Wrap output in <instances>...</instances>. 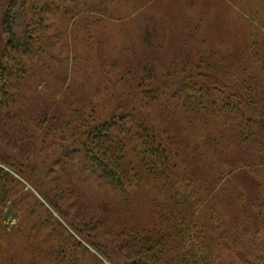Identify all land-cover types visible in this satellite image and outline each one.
Wrapping results in <instances>:
<instances>
[{
  "label": "trees",
  "instance_id": "16d2710c",
  "mask_svg": "<svg viewBox=\"0 0 264 264\" xmlns=\"http://www.w3.org/2000/svg\"><path fill=\"white\" fill-rule=\"evenodd\" d=\"M18 1L9 3L2 20L6 43L0 60V97L12 105L0 100V110L17 107L20 87L37 79L32 70L36 63L47 73L48 63H64L54 56L69 60L72 67L65 72V83H71L82 71L83 56L101 58L98 29L103 17H99V8L77 3L71 8L68 4L73 0H41L36 7L33 3L38 0H25L29 5L22 7L25 24L22 39H18L14 31ZM252 55L253 60L260 57L256 52ZM138 68L118 69L113 78L104 64L95 63L92 75L101 86L93 91L101 96L111 92L113 103L115 94L120 95L118 89L128 93L133 98V106L126 107L129 112L136 101L140 107L151 102L155 111L147 119L159 121L158 129L151 134L141 118L134 121L131 114H111L88 120L81 144V162L102 182L96 183L95 198L100 218L91 222L113 240L112 255L125 264H264V98L252 96L249 84H232L230 80L209 86L190 83L179 87L176 95V90L164 87L151 98L154 94L147 96L145 90L151 86L143 85L144 70L138 73ZM52 109L46 107L40 116L46 117ZM40 116L36 119L39 130ZM222 123L227 124L223 132L219 129ZM220 136L225 137L223 151L216 147ZM186 164L192 171L180 176L177 185L181 191L168 192L167 200L159 203L158 186L170 187L172 176L185 172L181 166ZM241 172H248L255 182L251 208L256 226L243 192L235 185L234 178ZM15 186L0 168V205L15 195ZM39 193L60 214L48 196ZM139 194L151 217L144 224L136 219L135 196ZM79 201L83 199L74 197L71 207ZM44 214L48 216V212ZM68 225L76 228L69 220ZM30 228V239L21 247L28 251L29 261L35 257L40 264H77L63 252L67 249L63 239L54 240L44 233L43 223L35 222ZM39 244L48 248L39 250ZM48 249L56 253L48 256ZM104 256L108 258L107 253Z\"/></svg>",
  "mask_w": 264,
  "mask_h": 264
},
{
  "label": "rangeland",
  "instance_id": "374dc122",
  "mask_svg": "<svg viewBox=\"0 0 264 264\" xmlns=\"http://www.w3.org/2000/svg\"><path fill=\"white\" fill-rule=\"evenodd\" d=\"M11 1L0 0V60L6 43L2 20ZM40 1L33 5L38 7ZM76 3L100 9L99 17H103L98 29L101 58L83 56L82 71L71 83H65V72L69 73L72 67L69 60L54 56L59 63L64 59V63H48L47 73L36 63L32 70L37 79L20 87L17 107L0 110V168L16 184L15 195L0 205V264H40L39 258L29 261L28 251L21 248L30 239L27 236L35 222L43 223L44 233L54 240L63 239L67 248L63 252L71 260L76 259L77 264H125L109 250L113 240L91 222L92 218H100L95 198L96 183L99 186L102 182L80 160L84 128L88 120L111 114H131L134 121L141 118L151 134L161 123L147 119L155 111L150 107L151 102L146 101V106L140 107L136 101L129 112L126 107L133 106V98L128 93L118 89L120 95L115 94V104L110 101L111 92L104 96L95 93L93 90L101 86L100 80L93 76L95 63L104 64L113 78L118 69L138 66V73L144 70L143 85L151 86L145 88L147 96L154 94L151 98L164 87L176 90L173 93L176 95L179 87H189L190 83L209 86L229 80L232 84H249L252 96L264 98V0H73L68 6L73 8ZM17 4L14 31L22 39L25 24L22 7L29 2L19 0ZM252 52L260 56L258 60H253ZM0 100L12 105L4 97ZM50 106L53 109L46 117L40 116ZM38 116L40 130L36 125ZM224 128L227 124H220L222 132ZM224 144L225 137L220 136L216 147L219 145L223 151ZM181 167L185 172H176L170 187L161 185L156 189L159 203L167 200L168 192L181 191L177 185L180 176L192 171L187 164ZM234 180L238 191L245 196V206L256 226V215L251 208L255 198L253 177L241 172ZM39 190L57 206L60 214L50 208ZM74 197L83 201L71 207ZM135 204L138 223L150 221L149 206L141 194L135 196ZM68 220L76 227L75 231ZM38 247L47 249L48 245ZM54 250L48 249L47 255L56 253Z\"/></svg>",
  "mask_w": 264,
  "mask_h": 264
}]
</instances>
